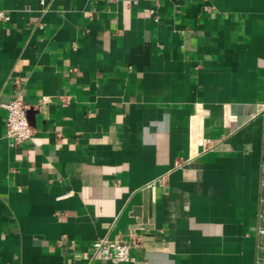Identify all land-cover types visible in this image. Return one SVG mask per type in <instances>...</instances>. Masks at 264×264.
<instances>
[{"label": "crops", "instance_id": "1", "mask_svg": "<svg viewBox=\"0 0 264 264\" xmlns=\"http://www.w3.org/2000/svg\"><path fill=\"white\" fill-rule=\"evenodd\" d=\"M133 1L0 0V264H255L264 0Z\"/></svg>", "mask_w": 264, "mask_h": 264}, {"label": "built area", "instance_id": "2", "mask_svg": "<svg viewBox=\"0 0 264 264\" xmlns=\"http://www.w3.org/2000/svg\"><path fill=\"white\" fill-rule=\"evenodd\" d=\"M138 1L140 0L133 1V4L136 5ZM151 14L157 20L156 11L152 10ZM9 20V14L0 9V23L8 22ZM3 107L6 110L5 134L11 140L12 146H20L29 142L33 137L34 130L27 121L26 105L21 100L14 99ZM261 175L256 224L257 248L255 264H264V164L261 168ZM159 183L161 184L162 180ZM69 195L67 194L62 198H66ZM131 246V242L125 240L98 239L92 244L88 261L90 263L97 261L108 264L129 263L133 260L130 255Z\"/></svg>", "mask_w": 264, "mask_h": 264}, {"label": "water", "instance_id": "3", "mask_svg": "<svg viewBox=\"0 0 264 264\" xmlns=\"http://www.w3.org/2000/svg\"><path fill=\"white\" fill-rule=\"evenodd\" d=\"M206 114L199 109L196 116L192 119L191 131V157L197 155L198 140L203 138V118Z\"/></svg>", "mask_w": 264, "mask_h": 264}, {"label": "trees", "instance_id": "4", "mask_svg": "<svg viewBox=\"0 0 264 264\" xmlns=\"http://www.w3.org/2000/svg\"><path fill=\"white\" fill-rule=\"evenodd\" d=\"M264 162V161H263Z\"/></svg>", "mask_w": 264, "mask_h": 264}]
</instances>
